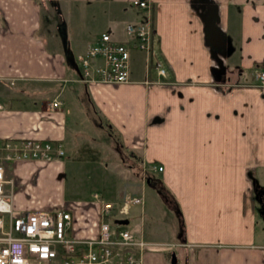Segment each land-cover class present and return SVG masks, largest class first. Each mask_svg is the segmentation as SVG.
Returning <instances> with one entry per match:
<instances>
[{
	"label": "crops",
	"instance_id": "0c3cea01",
	"mask_svg": "<svg viewBox=\"0 0 264 264\" xmlns=\"http://www.w3.org/2000/svg\"><path fill=\"white\" fill-rule=\"evenodd\" d=\"M146 1L140 8L132 0H57L55 26L65 22L57 45L44 0H0V138L58 140L64 148L59 158L16 160L5 172L17 178L37 168L60 181L70 157L99 164L104 130L123 148L124 178L138 187L124 191L132 186L123 180L119 193L142 196L129 202L138 209L136 234L158 242L141 264H264V87L254 76L264 67V0ZM148 16L154 55L131 47L129 81L80 78L77 55L101 31L123 40L127 23ZM94 193L57 203L72 214V234L95 236L107 219L101 201L113 205V192ZM23 196L14 189L16 211L57 207ZM161 198L177 214L175 232L159 217L157 231L147 226L145 213ZM124 218L128 227L134 214Z\"/></svg>",
	"mask_w": 264,
	"mask_h": 264
},
{
	"label": "built area",
	"instance_id": "2783aa9c",
	"mask_svg": "<svg viewBox=\"0 0 264 264\" xmlns=\"http://www.w3.org/2000/svg\"><path fill=\"white\" fill-rule=\"evenodd\" d=\"M132 3L140 8L148 6L146 0H132ZM152 31L149 16L145 21L127 23V37L123 40L101 31L77 55L80 78L86 82L129 81L130 49L144 48L153 56ZM155 67L159 74H165L158 61ZM254 76L264 87V67L256 68ZM57 102L54 99L49 105ZM63 154V144L58 140L0 138V264H141L144 250L158 242L143 239L119 221L103 218L95 236H77L71 233L73 217L66 207L15 210V178L6 174L8 164L20 159L51 161ZM151 167L162 169L160 164ZM129 202H142V196L126 195L119 212H127ZM101 206V213L108 214L112 203L102 200Z\"/></svg>",
	"mask_w": 264,
	"mask_h": 264
},
{
	"label": "rangeland",
	"instance_id": "374dc122",
	"mask_svg": "<svg viewBox=\"0 0 264 264\" xmlns=\"http://www.w3.org/2000/svg\"><path fill=\"white\" fill-rule=\"evenodd\" d=\"M44 1L46 2L45 4H43L44 12L45 14L48 15L47 16L48 21H46V23L48 24L47 29L50 32L51 31L55 32V36H56L55 43L57 45H60L59 42V40H61L60 35L62 36L64 32L63 24L65 22H63L61 26L57 25L56 27L55 26L56 23L57 22L60 23V21H62L60 20L58 15L56 16V18L54 17L55 15H53L55 14L54 8L57 9L55 5L57 4L58 6L57 0H44ZM100 23L101 22H99L98 19L97 22L95 21L93 22V25L95 24L94 26H96L97 29V26ZM56 31L59 33L58 37L56 35ZM100 132L102 134H100ZM103 133L104 130L102 131L98 130V134L100 136L98 141H103L106 144L105 147L106 150H104V152L100 155L99 164L95 165L91 163L89 165L87 164L85 166H81L79 164H76V161H74L72 157H70L69 164L71 162L73 163L71 164V166H66L65 173L62 177L58 174V178L60 177V181L55 182L53 178H48L45 175L43 176L40 174L38 175L37 168H35L32 170V174L30 176L20 175V177L15 178L16 186L14 187V189L15 188L20 189L21 192L25 194V196H23L25 199L27 198L34 199L33 195H35L38 201H40L42 205L45 206L52 205L54 203L55 206H57V203L62 205L65 200H68V198L71 199V197L79 198V199L85 197L95 199L96 197L94 198L93 192H95L97 195H100V197L104 196L107 198L110 197V195L108 194L110 192H113L111 195L112 197L111 199L114 200V204L110 208V212H109L110 214L109 215L104 214V215H106V218L112 222L115 218L121 219L126 214L132 212V215L134 214V219L132 220V224L131 221H129V223L127 224L128 225L127 228L133 231L135 234L136 233L139 234V232L136 230L137 222L135 216L136 214H138L137 213L138 209L136 208V206L135 207L128 206L129 211L127 210V212L124 213L119 212V208L124 201L123 195H121L123 191L119 193V191L122 189V188L120 189L121 187L120 185L125 183V182L123 183V180H126V178L124 177H126L127 175L126 173H128L129 164H125V162L123 161V158L125 156L120 155L122 154L121 152L123 151V148H120L118 146L119 144L115 139V137L111 138L110 135H108L107 133L105 137V134ZM107 152L112 153V156L110 157L107 156L106 154ZM132 167L133 169L131 168V170H135L139 172L141 171V166L138 167L137 164H134ZM86 172L87 174H85ZM8 175L10 176L11 174ZM126 183H131L132 187L130 189L126 188L124 189V191L125 190H131L132 192L138 191L136 182L134 184V182H128L126 180ZM106 184L109 187V189H106L105 187ZM155 202L157 203L156 204L157 210L156 211L148 210V212L145 213L146 219H148L147 226L150 228V231H152L153 229L155 231L158 230L154 228L152 219L159 217L161 218V220L167 221L169 223L170 229H173V231L175 232L178 221L177 214L174 212L170 213L166 211L168 209L166 207L165 201L162 198L160 199V201H158V199L155 200ZM54 208H59V207L57 206ZM159 209L161 210V212L159 211ZM174 249H176V247H174ZM182 263L183 261L180 258L178 262L175 264H182Z\"/></svg>",
	"mask_w": 264,
	"mask_h": 264
},
{
	"label": "water",
	"instance_id": "95a60500",
	"mask_svg": "<svg viewBox=\"0 0 264 264\" xmlns=\"http://www.w3.org/2000/svg\"><path fill=\"white\" fill-rule=\"evenodd\" d=\"M119 221H120V222H124V221H126V218H124V219H119ZM175 261H176V256H175V253L172 252V253H171V262H172V263H175Z\"/></svg>",
	"mask_w": 264,
	"mask_h": 264
}]
</instances>
